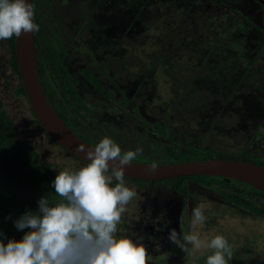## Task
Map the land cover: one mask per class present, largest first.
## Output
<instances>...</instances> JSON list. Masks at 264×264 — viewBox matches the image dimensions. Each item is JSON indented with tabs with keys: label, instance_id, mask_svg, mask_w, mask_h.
<instances>
[{
	"label": "rangeland",
	"instance_id": "obj_1",
	"mask_svg": "<svg viewBox=\"0 0 264 264\" xmlns=\"http://www.w3.org/2000/svg\"><path fill=\"white\" fill-rule=\"evenodd\" d=\"M138 1L95 0L91 4L87 0L86 3L88 2V4L85 7L93 8V14L90 15V18H94L99 24H104L103 27L93 29V33L99 40L107 39L109 47L104 45L105 43L102 41L99 47L92 41H86L87 36L84 33L86 39L81 40L83 42L81 53L90 56L91 51L93 56L94 54L97 55V58L102 55L100 59L96 58L97 63L106 62L108 64L109 60H113L112 64L114 62L116 65L118 62V64H122L121 67L124 68L125 73L129 74V78L132 75L130 80L133 81V84L140 85L139 96H142L144 101L143 98L132 96L130 84L127 85L126 91L122 94L118 93L111 85L105 84L104 88L109 91L112 97L109 101L106 100L83 82L80 76V66L77 61L81 60L79 58L85 61L88 56L76 55L71 51L69 54L76 58V66L74 63L64 64L66 67L68 66L67 68L73 73V77L79 82L76 89L83 97L84 102L94 108V115L98 116L99 121L105 123L104 127L112 124L117 130H120L122 119L133 114V108L138 109L141 104L142 106L147 105L148 114L145 116V110L142 108L141 111L144 115L142 117L147 119L150 124L153 121L157 122L163 119L160 121L164 123L167 129L163 131L162 135L158 133L156 128L148 126L146 130H138V136L141 138L134 140L137 146H133L134 144L129 137L130 133L123 134V136L119 132L117 135L114 134L117 137L120 136L119 140H123L126 144L121 149L131 147L135 151L141 148L143 151L140 155L149 157H158L165 149L172 148L175 144L187 146L188 143L184 144L176 138L171 140L168 135L174 134V129H185L182 126V120L188 119L184 116L190 114L187 112L185 104L195 105L194 109L197 107L198 109L206 108L208 107L206 105L209 104L211 111L217 107L225 117L219 118L221 120L220 125L219 123L213 124L216 128L210 125L214 132L208 131L204 134L201 128L206 126L198 125L196 122H199L201 118L206 121L209 114L204 113L205 116L201 114L197 116V110L194 111L193 117H191V120L194 121L191 125L194 128L192 133L196 135L202 133L203 137V139L198 140V143L201 145L209 144L211 148L221 151L220 153L228 154V157H226L227 155L224 156L225 159L235 160L233 157L239 158L240 154L238 155V153L241 149L253 151L250 146L248 147V143L251 145V139L256 136L254 150L258 155L246 159L249 163L255 161L263 165L264 159L257 161V157L259 155L264 156V5L261 6L252 0H214L222 4L224 8H230L229 11L225 10V15L231 17L228 19L227 29L224 25L226 21L222 17H214L220 13L219 8L215 10L217 14L213 12L212 17H208L207 23L203 19L205 24L199 23L198 25L196 14L192 12L193 9H190L185 17L179 19L178 23L175 21V24L179 25V29L175 30L176 24L172 28V32L170 31L175 35H172V40V36L169 37V31L164 32V17H161L158 22L155 20L156 23L153 25L151 23L148 26L140 27L141 14H138L130 5ZM211 1L213 0L208 2ZM158 8L162 10V4H158ZM204 11L205 9L202 10V12ZM149 12L151 10L144 17L149 15ZM241 19H246L248 24ZM154 25L158 28L155 33L156 36L147 32L151 27L154 28ZM83 28L86 27L83 26ZM140 28L145 31L137 33ZM130 34H134V36ZM149 35L151 38H148ZM118 37L121 38L119 45L117 44ZM108 39L113 40L114 44L109 43ZM134 39L136 40L133 41ZM138 40H141V43H136ZM105 54L109 55L108 60L103 56ZM9 61L8 46L5 40H0V100L3 110L12 122L18 136L36 151L39 163L48 164L57 173L65 169L76 170L85 166L86 163L76 159L50 141L39 129L25 97L16 93L19 84ZM118 67L120 66L118 65ZM124 71L120 74L125 79L128 76L125 77ZM104 78L110 79L108 75ZM55 83L57 84V82ZM123 84L126 85L127 82L123 81ZM50 85H52L51 82ZM56 86L54 85L57 89ZM137 89L138 87L133 94ZM56 93L60 95L59 92ZM107 108L108 110H105ZM230 111L235 112L231 113ZM229 113L232 114L230 120L227 119ZM243 118H245L244 128L242 121L239 126H236L239 124L238 121ZM219 126L220 130L217 129ZM239 127H242V131L238 132ZM217 141L225 142V144L220 145ZM214 155L220 156L219 153ZM216 156L213 159H221ZM140 158L139 155L136 157V159ZM108 174L111 175V173ZM124 180L126 186L134 189L137 195L128 204L125 213L122 215L117 235L128 236L135 240L139 238L138 232H143L146 228L141 221L139 223L133 222L134 215L139 214L136 216V221L140 220L145 198L155 188L149 184L141 186L133 181ZM231 186L229 192L233 197L238 195L237 191H243L242 202L244 204L249 205L250 201L258 209H264V203L253 192L235 184ZM3 193L8 195V210L6 209L8 213H6L4 220L5 223L12 222V224L18 212H13L12 220L9 207L11 202H13V206L17 205L18 209L23 210V212L36 211L38 200L45 196L44 194L39 195L30 191L13 189L11 186L8 187L0 168V195L3 196ZM12 196L13 198H11ZM49 201L53 204L58 202L57 199L50 200V198ZM159 203V196H154L151 206L158 208ZM199 205L205 208L203 211L207 217L206 222L202 225H190L188 234L198 233L202 239H211L216 235H221L228 241L232 249V256H236L235 259L242 258L243 254L240 251L246 248L247 252L244 257L247 262L249 260L257 262L259 259V262L264 263V220L262 218L252 214L248 209L241 208L240 210L237 209L238 212L234 211L236 206L232 205L233 209L226 207L220 208V211L212 209L211 215H208L205 203H199ZM209 207L214 208L215 206ZM5 223L2 221V224ZM130 224L131 226H129ZM16 232L18 233V230ZM155 249L148 253V261L158 256ZM208 251L210 250L202 248L190 257L188 255L185 257L191 260L192 257H197ZM195 263L193 261L178 264Z\"/></svg>",
	"mask_w": 264,
	"mask_h": 264
},
{
	"label": "clouds",
	"instance_id": "obj_2",
	"mask_svg": "<svg viewBox=\"0 0 264 264\" xmlns=\"http://www.w3.org/2000/svg\"><path fill=\"white\" fill-rule=\"evenodd\" d=\"M38 31L29 0H0V40ZM142 151L122 152L108 137L85 151V166L55 176L52 188L58 202L53 204L43 196L36 211H27L13 221L24 232L22 239L5 243L0 232V264H148L143 237L134 240L117 235L122 215L137 195L125 184V168ZM206 219L202 205L193 207L192 226L202 225ZM169 240L188 256L202 248L211 250L206 264H228L232 257L231 247L221 235L202 239L198 233H189L181 238L172 229Z\"/></svg>",
	"mask_w": 264,
	"mask_h": 264
},
{
	"label": "trees",
	"instance_id": "obj_3",
	"mask_svg": "<svg viewBox=\"0 0 264 264\" xmlns=\"http://www.w3.org/2000/svg\"><path fill=\"white\" fill-rule=\"evenodd\" d=\"M70 1L71 3L69 5L73 4L74 1L77 2V6L79 8L77 14L82 12V18H83L84 25L86 23L85 25L86 28L84 29L85 35H86V32L88 31V35H86L87 41H92L95 45H98V47L100 45V42L102 41V43H105L104 45L108 46L107 39L102 38L101 40H99L95 37L93 33V29H98L99 27H103L104 24H99L98 21H95L94 18L91 19L90 15L93 14L92 13L93 8L85 7V5L88 4V2H91V4H93L95 0H88L87 3H86L87 0H70ZM208 1L209 0H139L137 3H133L130 5L135 9V11L138 12V14H141L142 22L140 23V27L148 26L151 23H152L151 25H153L156 22H158V20L161 17H164L163 18V20L165 21L164 28H163L164 32L167 33L169 31L170 33L172 28H174L175 25L178 23L179 19H182L183 17H185V15L188 14V11L190 9L194 10L192 12L195 13L198 18V21H197V25H198L199 23L205 24L206 21H209L208 17H212L213 12L217 14L215 10H217L216 8H219L220 13L214 17H217V18L222 17L226 21L224 25H226V29H227V24H229L228 19H230L231 17L230 16L227 17L225 15V10L229 11L230 8L228 7L224 8L222 4L214 0L211 2H208ZM253 1L254 2L256 1L259 5L263 6L257 0H253ZM38 3H39V5L37 6L38 10L36 12H38L39 14L41 13V14L40 15L34 14V22L40 27L39 30L41 29L40 30L41 32L38 31L34 33V42H35L36 60H37V67H38V76H39V80L41 82V86H42V89L44 91L47 101L52 106L53 110L58 114V116L64 121V123L79 138H81L85 142H88L90 145L95 147L96 144L101 139H103L104 137H108L117 143V140L114 137H112V134H114L113 132L110 133L108 130H105L102 127L99 128L98 125L94 123V121L90 117L91 114H90L89 106L86 105L81 94L78 93V91L76 92L77 89L73 87L74 85L78 83V81L73 77V73L69 71V69L64 64V61H65L64 56L66 55L68 48L69 47L72 48V45L70 43L67 44L66 42L63 43L59 39V37H57L56 34L51 33L52 30L50 31V29L47 28L46 26L44 30L41 28L44 15H46V12L50 8V1L49 0H38ZM215 3L217 4L215 5ZM158 4H162V7H163L162 10L158 8ZM204 9L205 11L202 12V10ZM149 10H151V12H149L150 14L144 17ZM229 15H230V12H229ZM134 19L136 20V17H134ZM203 19L205 22L203 21ZM175 21L177 22L176 24H175ZM242 21L248 24V21L246 19ZM150 29L147 30V32H149L150 34H153V36H156L155 33L156 31H158V28L155 27L154 25V28L151 27ZM178 29H179V25L177 24L175 30L177 31ZM142 31H145V30L140 28L137 31V33H143ZM130 35L134 36V34H130ZM172 35L174 34L170 33L169 37H171ZM148 38H151V36L149 35ZM120 39L121 38L118 37L117 44L119 43ZM136 39H134L133 41H135ZM128 40H129V37H128ZM172 40H173V36H172ZM5 42L10 51L9 65L12 71L17 75V79L19 82L16 93L25 97L26 101L28 102L25 96V92H24L22 83L20 81L19 73L17 69L15 53H14V37L9 40H5ZM136 43L138 44L141 43V40L136 41ZM77 48L75 47L74 49L76 50ZM78 51L81 52L82 47L78 48ZM101 56L100 57L98 56V58L100 59ZM103 56L106 58V60H108L106 54ZM96 58H97V55L96 57H93L90 55L88 56V58H86L87 59L86 62L91 61L92 63H96ZM117 61H119V59H117ZM86 62L83 60V63H86ZM80 73L82 75V78H84V80L87 82L88 85H90L93 89H96L99 92H101L102 95L104 94L103 96H105L106 98H109V99L111 98L110 93L106 92L103 86L98 83V81L93 76L90 69H88L87 67H83L80 69ZM53 79L56 80L57 86L55 85V83H53V85H50V82L52 83ZM54 85L57 87V89L54 87ZM53 88L55 92H59L61 95H63L62 99H65V98L67 99L65 101H62L64 104L63 107L59 105H55L53 103L50 97V94H52ZM206 106L208 107L206 108L201 107L199 109L197 107V109H194L195 105L192 106L189 104L187 105L185 104L187 112L193 113L194 111L197 110L196 113L198 114L207 113L210 115L209 117H207L206 121H203L204 119L201 118L199 122H196L198 125H201L202 123H204L206 126H210V125L213 126V124H216V123L217 124L219 123L220 125L221 124V121L219 119L220 116L225 117L223 113L221 114V110L216 107V108H213V110L211 111V109L209 108V104ZM29 108H30V105H29ZM230 112L232 113L235 111H230ZM31 114L34 118V121L38 125L39 129L43 132L37 120L35 119L32 111H31ZM241 120L245 121V118ZM72 121L78 122L80 125L86 127L84 129L85 132L82 133L76 130L75 128H73ZM187 121L190 122L189 125L190 124L192 125L193 120H191V118L182 120V122H187ZM238 122H240V120ZM159 126L160 128H158L159 129L158 131L160 134H163V131L166 129L165 128L166 126L164 125V123L159 124ZM217 129L220 130V126ZM186 132L188 131L186 130ZM185 136L187 137V140L190 139L189 135L185 134ZM168 138L171 139L172 135L171 134L168 135ZM251 141H253V139H251ZM249 146L252 148L253 151L241 149L240 153H238V155L240 154L239 158L233 157V159L247 161L246 158L250 156H254V155L257 156V153L254 150L255 146L249 145L248 143V147ZM218 153L220 154V156L214 155V154L218 155ZM159 155L160 156L158 157L141 156L140 159L133 160V161L134 162L146 161L149 164H170V163H186V162H193V161H203L207 159H213L214 156L221 158V159H225L224 158L225 155H227L226 157L229 156L228 154L220 153L215 150L210 151V149H206L204 151L197 150V149L196 150L191 149L189 153H186L182 151H175L173 148L165 149L163 153ZM37 156L38 155L36 151H34L23 138H20L18 136L17 131L14 128L12 122L8 119L5 111L3 110L2 102L0 100V168H1V172L3 173L5 177V181H7L8 183V187L11 186V188L13 189L30 191L31 193H35L39 195L44 194L45 196H47L48 199L50 198V200L57 199L59 201V197L55 194V191L52 188V182L54 181L55 176L58 173L52 170L48 164L39 163ZM257 158H258L257 161H261L260 159H262V157L260 156H258ZM251 163L264 168L263 166L264 164L260 165V163L255 162V161ZM124 179L133 181L137 183L138 185L140 183H158L159 182V181L150 182V181L135 180V179H129L125 177ZM188 179L195 181L198 184L205 186V187H209V188L212 187L214 184H218L221 187H225V186L227 187L229 185L231 186L235 184L245 190L253 192L254 195L257 196V198H259V200L264 203V193L246 184H243L241 182H238V181H235L229 178H225V177L188 176V177H178L174 179L163 180L161 182L164 183L168 187H172L178 193H186L187 192L186 181ZM114 184L115 182L113 183V186ZM237 194H238L237 198L230 197V196H226V198L230 200L231 202L235 203L237 206L242 207L244 209H248L252 213L254 214L256 213V215H260V216L262 215V217H264V211L262 209H258L253 202L249 201V205L244 204L242 202L243 191L241 192L237 191ZM7 197H8L7 193L6 194L3 193V196L0 195V225H1L0 232L4 233L5 243H7L8 239H15L19 241L20 239H22L24 235V232L22 231L20 232L18 231V233L16 232L17 229L13 226L12 222L5 223L4 217L6 213H8L6 211V209L8 210ZM11 198H13V196ZM9 207L12 213L11 219L13 218V215H14L13 212H18L17 217L14 218V220L19 219V217L25 213L23 212V210L18 209L17 205L13 206V202H11ZM2 221L5 224H2ZM24 231H27V229ZM240 252L243 254L242 258L235 259L236 256H234L233 259L229 260L228 264H264L262 262H259V259L257 260V262L255 260L254 262L250 260L247 262V260L244 257L245 256L244 254L247 252L246 248L241 249ZM210 254H211L210 252L202 254L199 257V259H197L195 264H206L207 256ZM150 264H158V263H150ZM166 264H172V263H166Z\"/></svg>",
	"mask_w": 264,
	"mask_h": 264
},
{
	"label": "flooded vegetation",
	"instance_id": "obj_4",
	"mask_svg": "<svg viewBox=\"0 0 264 264\" xmlns=\"http://www.w3.org/2000/svg\"><path fill=\"white\" fill-rule=\"evenodd\" d=\"M49 1H50V8L46 12V15H44V19H43V23H42L41 28L44 30L45 26H46L47 28L50 29V31L52 30L51 33L56 34V36L59 37V39L63 43L66 42L67 44L70 43L72 45V48L69 47L67 52H66V55L64 56V60H65L64 63H67V64L68 63L69 64L74 63V65L76 66V58L73 55L71 56L69 54V52L73 51L76 55L88 56L87 54H84V53H81L78 51V48L83 46L82 45L83 42H81V40L86 39L84 37V28H83V26H85L86 23L84 25L83 18H82V12L77 14L79 8L77 6L76 1H74V3L71 5H69L71 3L70 0H49ZM32 5H33L34 14L38 15L39 13L36 12L38 10L37 6L39 5L38 0H32ZM40 30H39V32H41ZM86 35H88V31L86 32ZM108 41H109V43H113V40L111 41L110 39H108ZM75 42H76V44H75ZM64 46H66V45H64ZM75 47L76 48L78 47L76 49L77 51L74 49ZM108 47H109V45H108ZM88 54H89V52H88ZM90 54L92 55L91 51H90ZM106 55H107V59H109V55L108 54H106ZM93 57H96V55L94 54ZM79 59H81V60L77 61V64L80 66V69L83 67H87L88 69H90L93 76L96 78L98 83L103 86V88H104L105 84H109L113 88H115L118 93L122 94L123 92L126 91L127 85L130 84V86H131L130 93L132 94V96L138 97V98H143L142 96H139L140 85H138L137 83L133 84V81L130 80L132 75L129 78V74L127 72L125 73V71L123 70L124 68L121 67L122 64H118L119 62L117 63V65L115 64V62H114V64H112L113 60H109L108 64L106 62L92 63L91 61L86 62L87 59L85 58L86 63H83L82 58H79ZM115 59L117 60V58H115ZM118 65L120 67H118ZM80 69H79V71H80ZM123 71L125 73V77H126V75L128 76L125 79L122 78L121 74H120ZM106 75H108V77L110 78L109 80L107 78H104V76H106ZM80 76L82 77L81 73H80ZM82 79H83V82H85L87 84V82L84 80V78H82ZM123 81H126L127 84L124 85ZM55 82H56L55 79H53L52 85ZM78 83L76 85H74L73 87L76 88ZM18 84H19V82H18ZM55 85H57V84L55 83ZM137 87H138V89L133 94V92L135 91V89ZM92 90L96 91L101 96L104 95V94L102 95V93L96 89L92 88ZM104 90L106 92H109L105 88H104ZM76 92H77V90H76ZM50 97H51V99L55 105H59L61 107H63V105H64L62 101L67 100L66 98L62 99L63 95H61V94L57 95L54 88L52 90V94H50ZM103 97L108 101L112 98L111 97L109 99V98H106L105 96H103ZM143 101H144V98H143ZM118 102L121 104L120 101H118ZM86 105L89 106V108H90V114H91L90 117L92 118L94 123H96L98 125L99 128L102 127L105 130H108L110 133L113 132L116 135L119 132V133H121L122 136H123V134L130 133L129 137H130V140L134 144L133 146H137L135 144L134 140L141 138L138 136V130H141V129L146 130V128L148 126L154 127L157 130H159L158 129V128H160L159 124L162 123L160 120H163V119H160L157 122L153 121L150 124L147 119L142 117L144 115L142 114L143 111H141V109L144 108L145 113H146L145 116H147V114H148L147 105L142 106V104H141L138 109L133 108V111L135 113L133 112V114L131 116L124 117L122 119V121L120 123V130H117L112 124H109V125H107V127H104L105 123H103L102 121H99L98 116L94 115V108L88 104H86ZM105 110H108V109H105ZM105 110H104V112H105ZM193 114L194 113L186 114L188 116H184V117H188V119H189V118L193 117ZM162 115H163V113H162ZM196 115L198 116L199 114L196 113ZM201 115H205V114H201ZM227 117L228 118L230 117L228 120L232 119V114L229 113ZM221 118H223V117L220 116V119ZM241 121H242V127H243L244 121L240 120V122ZM240 122L236 126H239ZM189 123L190 122H188V121L182 122V126L185 129H182V130L181 129H178V130L174 129V134H171L172 135L171 140L176 138L177 140H180L184 144L188 143L187 146H180L179 144H175L174 147H172L175 151H182V152L189 153V151L191 149H195V150L197 149V150H202V151H204L206 149H210V151L215 150L217 152H221V151H218L214 148H211L209 144L201 145L200 143H198L199 139H203L202 133H200V134L198 133V136H201L200 138L197 137V135L195 133H192L194 128L191 126V124L189 125ZM72 124H73V128H75L76 130H78L82 133L85 132L84 129L86 127H84L80 124H77L75 121H72ZM202 125H205V124L202 123ZM242 127H239L240 129H238V132L242 131ZM165 128L167 129V127H165ZM213 128L212 127L210 128V126H206L205 128H201V131L204 134H206L208 131L214 132ZM185 130H187L188 132H186ZM158 133H159V131H158ZM115 134H112V137H114L117 140V144L120 146V148L125 147L124 145H126V144L123 142V140L122 141L119 140L120 136L117 137V136H115ZM185 134L189 135V137H190L189 140H187V137L185 136ZM255 138H256V136H254L252 138L253 141H252L251 145H253V146H255V143H256ZM229 140H231V138H229ZM246 141H247V139H246ZM119 142H120V144H119ZM217 142L220 145L225 144V142H222V141H220L221 143L219 141H217ZM121 150H122V152H124V151H128V150H132V148L127 147V149H121ZM257 155H258V153H257ZM140 156H143V155H140ZM146 156H144V157H146ZM259 156L261 157V155H259ZM262 159H264V156L262 157ZM134 160H137V159H134ZM144 163H146V162H144ZM146 184H149L150 186H152L155 189L153 192H150L149 195L146 196V198H145L144 208L142 209V211L140 213V216H141L140 220L136 221V216H139V214L136 213L134 215L135 218H134L133 222L139 223L141 221L143 226H145V228H146L143 232H138V236L143 237L142 243L146 247L148 253L152 249L156 248L155 251H156V253H158V256L154 257V259H152V260H149L148 262H150V263L178 264V263H187V262H193V261L196 262L197 259H199V257L201 255H199L197 257H192L191 260L186 259L187 258V257H185L186 254L177 245L170 242V240H169L170 230H172V229H175L178 233H180L181 238L183 235L188 234V230H189L188 228L191 225L190 218H191L192 209H193V207L198 206L199 203H205V206H207V208H208V209L206 208L208 215H211L212 209H217L220 211L221 210L220 208H223V207H226L227 209H233L234 207H232V206H236V209H233V210L237 211V209L240 210L242 208V207L237 206L235 203L231 202L230 200H228L226 198V196L233 197L231 195V192H229L230 188L232 187L230 185L227 187L226 186L221 187L218 184H214L212 187L209 188V187L202 186V185L198 184L197 182L188 179L186 181L187 192L186 193H178L172 187L166 186L161 181H159L158 183H140L139 185L145 186ZM155 186H158V187L156 188ZM156 195H158L160 198V203H159L158 208L151 206L152 205V199ZM237 197L238 196H235L234 198H237ZM212 205H214L215 207L214 208L209 207ZM203 209H205V208H203ZM262 210L264 211V209H262ZM252 214H254V213H252ZM255 215H256V213H255ZM257 216L264 220V217H262V215L261 216L257 215ZM129 226H131V224ZM231 251H232V249H231ZM208 252L211 253V250ZM233 258H234V256L231 257V259H233Z\"/></svg>",
	"mask_w": 264,
	"mask_h": 264
},
{
	"label": "water",
	"instance_id": "obj_5",
	"mask_svg": "<svg viewBox=\"0 0 264 264\" xmlns=\"http://www.w3.org/2000/svg\"><path fill=\"white\" fill-rule=\"evenodd\" d=\"M264 5V0H257ZM32 4V0H29ZM14 53L25 96L45 135L76 159L87 163L85 151L95 147L79 138L58 116L47 101L38 76L34 33L14 36ZM153 164L132 161L125 168V178L162 181L178 177H225L264 193V168L232 159H207L186 163Z\"/></svg>",
	"mask_w": 264,
	"mask_h": 264
}]
</instances>
